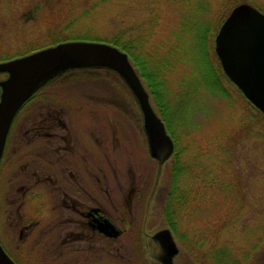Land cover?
<instances>
[{
    "label": "rangeland",
    "instance_id": "1",
    "mask_svg": "<svg viewBox=\"0 0 264 264\" xmlns=\"http://www.w3.org/2000/svg\"><path fill=\"white\" fill-rule=\"evenodd\" d=\"M34 1L0 0V62L59 42L108 43L121 36L159 80L161 107L135 67L153 109L161 119L159 112L167 115L168 126L162 121L175 135L174 152L160 165L149 155L133 94L116 74L94 68L63 73L27 101L13 119L5 152L18 128H28L43 109L60 111L64 123L74 120L82 135L95 126L87 112H97L104 153L118 156L115 168L111 157L105 159L104 192H137L141 200L131 206L136 239L168 227L179 247L174 264H264V115L227 79L214 52L217 24L230 9L244 2L264 13V0ZM6 76L0 73V80ZM4 170L3 159L0 242L17 258L11 243L19 236V218L15 203L7 212ZM117 202L110 208L130 206L126 199ZM26 211L27 222L41 217ZM130 237H118V245L128 250ZM140 246L138 256L144 255ZM98 253L104 262L122 255L107 244Z\"/></svg>",
    "mask_w": 264,
    "mask_h": 264
},
{
    "label": "flooded vegetation",
    "instance_id": "2",
    "mask_svg": "<svg viewBox=\"0 0 264 264\" xmlns=\"http://www.w3.org/2000/svg\"><path fill=\"white\" fill-rule=\"evenodd\" d=\"M43 1L37 0L41 4ZM87 114L95 126H87L83 135L74 120L64 123L60 111L47 108L37 112L28 128H18L9 151L5 152L7 136L0 165L4 159L7 212L15 203L19 218L16 220L19 236L11 243L17 258L1 242L0 245L15 264H162L148 248L152 233L145 240L135 238L136 209L131 206L141 200L134 197L137 192L126 195L104 192V184L108 182L104 175L105 159L111 157V167L115 168L118 156L114 152L110 157L104 153L99 114L92 111ZM118 199L128 200L130 206L110 208L118 204ZM26 210L41 217L27 222ZM143 226L145 219L142 231ZM163 228L168 227L160 229ZM33 232L37 233V240L31 238ZM128 233L131 236L126 241L128 250H124L117 239ZM106 244L122 255L107 256L104 262L98 250ZM137 244H141L138 251L144 255L135 254ZM178 251L177 245V254Z\"/></svg>",
    "mask_w": 264,
    "mask_h": 264
},
{
    "label": "water",
    "instance_id": "3",
    "mask_svg": "<svg viewBox=\"0 0 264 264\" xmlns=\"http://www.w3.org/2000/svg\"><path fill=\"white\" fill-rule=\"evenodd\" d=\"M214 51L221 69L264 114V13L248 3L234 5L218 27ZM107 69L128 87L139 105L149 155L162 164L174 143L125 51L100 41L69 40L0 62V161L11 123L19 109L42 87L70 70ZM150 253L172 264L177 245L169 228L150 236ZM0 245V264H15Z\"/></svg>",
    "mask_w": 264,
    "mask_h": 264
},
{
    "label": "trees",
    "instance_id": "4",
    "mask_svg": "<svg viewBox=\"0 0 264 264\" xmlns=\"http://www.w3.org/2000/svg\"><path fill=\"white\" fill-rule=\"evenodd\" d=\"M222 19H224V18H222ZM221 22H222V20L219 21V24H217V27H219ZM217 29L215 30V33H216ZM120 37L121 36H117V37H115L113 39H109L107 41H108V43H111V44L113 43V45L119 47L120 49H122L123 51H125L129 55L130 59L133 62L134 67H136L137 70H139V73H140L141 77L146 80V83H147V85H148V87L150 89V93L152 94V96L155 97V99L157 101L156 103L158 104L159 107H161L162 103H160V102H161V99H162V93L160 92L159 88L157 87L158 84H156V82H155L156 80H157V82L159 81L158 78L154 77L155 74L153 72H151V69L147 65L148 63L146 62L144 57L141 56V55H137V54H135L134 52H132L130 50V48H134L133 45H131L130 41H127L125 39L121 40ZM104 41H106V40H104ZM159 113L162 114L161 115L163 117L162 119H164V121L166 122V124L168 126L169 120L167 119V117H166L167 115L165 114V112L161 111ZM170 134H171V136L173 138H175V135L172 132H170ZM175 154H177V151H176ZM173 171H175V169ZM173 175H174L173 176V182L175 184V181H177V176H178L177 172L175 171L173 173ZM174 184H172V185L174 186ZM173 186H172V189L174 188ZM166 206H167V208L169 210L170 209L172 210V208L170 207L169 204L166 205ZM169 215H170V213H169ZM173 228H174V226H173Z\"/></svg>",
    "mask_w": 264,
    "mask_h": 264
},
{
    "label": "bare ground",
    "instance_id": "5",
    "mask_svg": "<svg viewBox=\"0 0 264 264\" xmlns=\"http://www.w3.org/2000/svg\"><path fill=\"white\" fill-rule=\"evenodd\" d=\"M219 61V60H218ZM219 64H220V62H219Z\"/></svg>",
    "mask_w": 264,
    "mask_h": 264
}]
</instances>
